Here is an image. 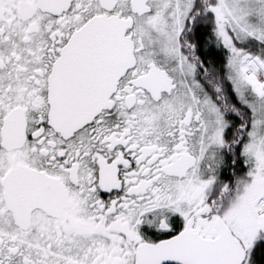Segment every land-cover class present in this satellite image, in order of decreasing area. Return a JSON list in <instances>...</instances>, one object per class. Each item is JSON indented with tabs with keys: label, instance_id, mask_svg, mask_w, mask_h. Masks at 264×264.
<instances>
[{
	"label": "snow or ice",
	"instance_id": "6c2138e0",
	"mask_svg": "<svg viewBox=\"0 0 264 264\" xmlns=\"http://www.w3.org/2000/svg\"><path fill=\"white\" fill-rule=\"evenodd\" d=\"M0 264H264V0H0Z\"/></svg>",
	"mask_w": 264,
	"mask_h": 264
}]
</instances>
